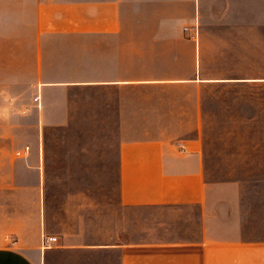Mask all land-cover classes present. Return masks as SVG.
Returning a JSON list of instances; mask_svg holds the SVG:
<instances>
[{"label": "crops", "instance_id": "0c3cea01", "mask_svg": "<svg viewBox=\"0 0 264 264\" xmlns=\"http://www.w3.org/2000/svg\"><path fill=\"white\" fill-rule=\"evenodd\" d=\"M0 140V264H264V0H0Z\"/></svg>", "mask_w": 264, "mask_h": 264}, {"label": "rangeland", "instance_id": "374dc122", "mask_svg": "<svg viewBox=\"0 0 264 264\" xmlns=\"http://www.w3.org/2000/svg\"><path fill=\"white\" fill-rule=\"evenodd\" d=\"M206 162L211 175L216 179H236L246 176L250 181L264 175V140H202ZM20 156L12 152L9 140H0V245H16L13 233H3L6 220L12 209L7 205L9 156ZM4 230V229H3Z\"/></svg>", "mask_w": 264, "mask_h": 264}, {"label": "built area", "instance_id": "2783aa9c", "mask_svg": "<svg viewBox=\"0 0 264 264\" xmlns=\"http://www.w3.org/2000/svg\"><path fill=\"white\" fill-rule=\"evenodd\" d=\"M39 97H35V100H38ZM30 147L26 146L22 151H19L20 155H27V153L29 152ZM57 239V237H49L48 241H55Z\"/></svg>", "mask_w": 264, "mask_h": 264}]
</instances>
